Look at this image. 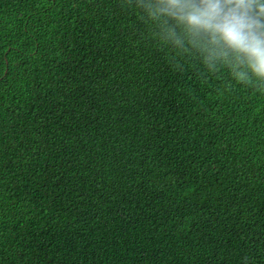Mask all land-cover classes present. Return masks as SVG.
<instances>
[{
  "label": "trees",
  "instance_id": "trees-1",
  "mask_svg": "<svg viewBox=\"0 0 264 264\" xmlns=\"http://www.w3.org/2000/svg\"><path fill=\"white\" fill-rule=\"evenodd\" d=\"M0 264H264V79L168 0H0Z\"/></svg>",
  "mask_w": 264,
  "mask_h": 264
},
{
  "label": "clouds",
  "instance_id": "clouds-1",
  "mask_svg": "<svg viewBox=\"0 0 264 264\" xmlns=\"http://www.w3.org/2000/svg\"><path fill=\"white\" fill-rule=\"evenodd\" d=\"M180 19L192 28L203 30L214 40L247 60L251 72L264 79V3L258 0H200L194 5L168 0Z\"/></svg>",
  "mask_w": 264,
  "mask_h": 264
}]
</instances>
